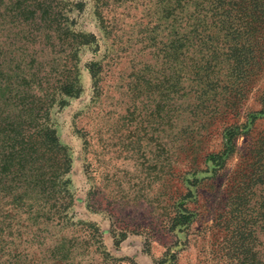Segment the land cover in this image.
I'll return each mask as SVG.
<instances>
[{
    "label": "rangeland",
    "instance_id": "1",
    "mask_svg": "<svg viewBox=\"0 0 264 264\" xmlns=\"http://www.w3.org/2000/svg\"><path fill=\"white\" fill-rule=\"evenodd\" d=\"M59 1L52 25L0 4V76L28 75L71 158L29 264H264V19L227 62L185 0Z\"/></svg>",
    "mask_w": 264,
    "mask_h": 264
},
{
    "label": "trees",
    "instance_id": "2",
    "mask_svg": "<svg viewBox=\"0 0 264 264\" xmlns=\"http://www.w3.org/2000/svg\"><path fill=\"white\" fill-rule=\"evenodd\" d=\"M175 1L176 7L171 6L173 3L169 7L178 11L177 19L179 14L186 15V10L181 5L183 0ZM185 1L196 8L195 13L203 19L209 14L213 16V28H208L204 20H200V27L227 39L223 45L230 54L225 55L228 56L225 61L230 62L232 54L241 59L258 50L253 44L243 43L250 36L253 38L256 26L264 19V9L257 6L263 0ZM59 2L0 0L5 10L11 8L21 22L51 25L57 22ZM260 32L264 35V29ZM80 36L87 42L95 38ZM247 47H250L248 52ZM10 77L4 72L0 76V264H29L26 245L40 242L45 228L65 223L67 219L72 195L66 177L71 170V158L56 129L44 117L43 106L31 98L33 89L29 87L28 75L24 73L16 84ZM77 84L76 80L63 84L60 95L74 93L79 87Z\"/></svg>",
    "mask_w": 264,
    "mask_h": 264
}]
</instances>
